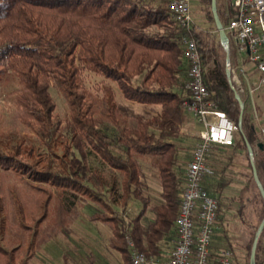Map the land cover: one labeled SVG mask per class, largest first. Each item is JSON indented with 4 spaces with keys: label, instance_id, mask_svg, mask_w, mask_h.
<instances>
[{
    "label": "trees",
    "instance_id": "16d2710c",
    "mask_svg": "<svg viewBox=\"0 0 264 264\" xmlns=\"http://www.w3.org/2000/svg\"><path fill=\"white\" fill-rule=\"evenodd\" d=\"M169 1L0 0V84L9 85L10 110L23 127L3 123L0 108V264H30L38 244L67 233L80 208L109 228L108 244L124 264L126 233L147 255L163 258L166 240L174 245L193 151L181 132L189 118L182 107L189 98L185 34L197 42L208 98L237 125L240 107L216 34L195 21L181 26ZM200 2L217 30L211 0ZM228 8L218 10L222 23ZM51 87L66 101L64 120ZM124 100L147 107L134 111ZM241 128L233 152L247 150L243 134L251 144L261 141L245 107ZM147 173L156 175L161 199L146 191ZM251 184L257 187L253 175L239 189L240 205ZM212 241L219 242L216 229ZM250 246L242 264H249ZM261 248L260 236L256 264ZM218 251L211 245L212 261Z\"/></svg>",
    "mask_w": 264,
    "mask_h": 264
},
{
    "label": "built area",
    "instance_id": "2783aa9c",
    "mask_svg": "<svg viewBox=\"0 0 264 264\" xmlns=\"http://www.w3.org/2000/svg\"><path fill=\"white\" fill-rule=\"evenodd\" d=\"M228 5L229 19L223 24L227 41L221 43L225 53L224 68L228 69L232 84L237 89L240 79L236 64L229 56L233 42L239 51L246 52L240 71L247 77L244 63L250 62L260 72L257 86H264V0H228ZM169 11L183 27L187 28L194 22L191 0H170ZM182 40L189 66L185 82L189 98L182 102V107L201 126L196 129V141L185 167V180L175 219L177 238L170 254L161 258L137 249L131 235L126 233L124 237L130 249V264H234V253L229 246L221 247L213 261L211 259L212 236L218 227V201L204 188L202 180L210 170L209 155L214 145L234 144L239 126L208 98L195 38L185 34ZM248 92L252 93L250 86ZM260 140L264 141V125L260 130ZM260 264H264V260Z\"/></svg>",
    "mask_w": 264,
    "mask_h": 264
},
{
    "label": "rangeland",
    "instance_id": "374dc122",
    "mask_svg": "<svg viewBox=\"0 0 264 264\" xmlns=\"http://www.w3.org/2000/svg\"><path fill=\"white\" fill-rule=\"evenodd\" d=\"M191 4L194 21L200 26L208 28L211 34H216V47L224 61L225 53L219 40L218 31L213 27V23L209 19L207 13L201 8L202 5L200 0H191ZM227 6L228 0H216L217 11L227 9ZM227 21L225 22L224 20L223 24L225 25ZM229 56L233 63L236 64L240 79L237 90L243 100L249 98V103L247 105L249 110L246 109L245 111L253 118L254 124L256 120L257 122L263 123L264 104L258 105L257 101L260 99L259 97L264 98V88H253V92L250 94L248 92V87H245L247 80L240 71L242 60L246 56V52L239 51L232 42ZM96 79H99V77H91V82L93 83ZM249 83L251 86H254L257 81L253 80V78H249ZM8 88L9 85L0 84L2 122L11 127L15 126L23 129L19 124L16 113L10 110L12 106L9 97L6 95ZM50 92L56 102V113L64 120L68 116L66 101L56 88L51 87ZM124 102L129 104L134 111L147 107L146 105L133 103L127 100H124ZM258 116L259 119L257 118ZM238 139L239 134L237 133L235 143ZM260 142L264 144L263 140ZM188 144H191L192 149L193 143ZM261 148L262 149L253 146V160L257 168V173L264 186V145ZM240 151L246 156L245 171H243L242 174L234 173V181L229 182L230 184H227V188L219 194L222 206L219 210L218 229L216 231L219 233V241H221L222 245L231 247L236 252L239 259H243L247 249L252 243L257 226L264 216V200L262 196L260 197L258 195L256 190L257 187L251 184V188L244 194L243 204L240 205L239 189L247 181L249 176L252 175L246 149L240 147ZM80 209V218L78 217L73 221L67 233H59L48 241L38 244L36 255L32 257L30 264H90V259L93 260V264H123L121 263V255L119 252L112 249L108 244V235L110 234L109 228L99 221L91 220L88 217L89 209ZM262 232L263 231L259 234V237L261 236L262 239V248L259 250V257L263 261L264 233Z\"/></svg>",
    "mask_w": 264,
    "mask_h": 264
},
{
    "label": "crops",
    "instance_id": "0c3cea01",
    "mask_svg": "<svg viewBox=\"0 0 264 264\" xmlns=\"http://www.w3.org/2000/svg\"><path fill=\"white\" fill-rule=\"evenodd\" d=\"M244 68L246 70V75H247V77L244 76L247 80V84L245 83V87L250 86L252 88V92H253V88H256V87L259 89L264 88V86H257L258 79L260 77V72L255 70L250 62H245ZM249 78H253V80L257 81V83H255L254 86H251V84L249 83ZM259 98L260 99L257 101L258 105L259 104L263 105L264 104L263 103L264 98H262V97H259ZM248 99L245 98V100H244V107L246 106L245 110L246 109L249 110V107L247 106L249 103ZM257 118L259 119V116ZM263 125H264V122L261 123L259 121L257 122V120L255 121V127L259 133H260L261 127ZM200 126H201L200 123L197 122L191 116V114H189V118L185 122H183V124L181 125V132L184 134L185 140L188 141V143H193V145H194V143L196 141V135H195L196 129H198ZM235 144L236 143L231 144V145H227V144H215L214 145L213 150H212L211 154L209 155V168H210V170L204 175L203 180H202L203 186H205V188H207V190H209L208 191L209 193L216 195L218 193L217 188H219L221 185H223V190H224L225 188H227V184H230V183H225V182L234 181V179H233L234 173L242 174V172L245 171L244 167L246 165V163H245V157L246 156H244L243 152L240 151V147L237 148L234 152L232 151V148L234 147ZM251 146H252V148H253V146L254 147L256 146V148L258 147V148L262 149L261 145H259V142L251 144ZM246 152L248 154V159H249V163H250V156H249L248 150H246ZM253 154H254V149H253ZM253 159H254V156H253ZM250 168H251V164H250ZM184 171H185V165H184ZM145 183H146V188H145L146 191L150 195L154 196L155 198L161 199V197L159 196V193L161 191V185L159 184L156 175L153 173H149V174L147 173L145 176ZM128 209L130 212L134 213V212H136L138 207L136 205L131 204V202H130ZM146 215L148 218H151L152 212L150 209L147 210ZM217 229H218V227L216 228V230ZM109 233H110V230H109ZM217 233H218V231H216V234ZM171 242H173V241L166 240V242L164 243L163 250H162L163 257H167L170 254V251L173 247ZM211 245H213V246L217 245L219 247V249L221 247L225 246V245H222L221 241H219L217 243L212 241ZM233 253H234V264H242L244 258L239 259L238 255L236 254V252L234 250H233ZM121 263H123L122 257H121Z\"/></svg>",
    "mask_w": 264,
    "mask_h": 264
},
{
    "label": "water",
    "instance_id": "95a60500",
    "mask_svg": "<svg viewBox=\"0 0 264 264\" xmlns=\"http://www.w3.org/2000/svg\"><path fill=\"white\" fill-rule=\"evenodd\" d=\"M211 11H212L215 26H216L217 31H218L220 43L226 42L227 36H226V32H225L223 23L219 17L218 11H217L216 0H211ZM225 72H226L230 87L232 88L234 97L236 98V100L239 104V107H240L239 116H238V126H239L240 131L243 133L242 128H241V124H242V117H243V112H244V100L240 96V93L238 92V90L232 84L228 69H225ZM243 137H244L246 147H247V150H248V153L250 156L252 175H253L254 181L256 183V186H257V188H258V190H259V192H260V194L264 200V186H263V184L260 180V177L257 173V168H256V165H255L254 160H253V148H252L250 142L247 140V138L244 134H243ZM261 144L262 143L259 142V145H261ZM263 227H264V216L261 219V221L259 222L257 229L255 231L254 237L252 239V243H251V247H250V253H249V264H256V247H257L259 234L263 230Z\"/></svg>",
    "mask_w": 264,
    "mask_h": 264
}]
</instances>
